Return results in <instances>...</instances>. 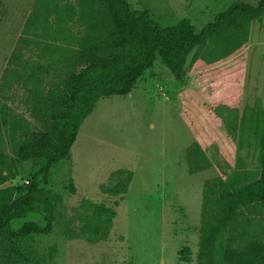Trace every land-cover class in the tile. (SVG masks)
<instances>
[{"label":"rangeland","instance_id":"374dc122","mask_svg":"<svg viewBox=\"0 0 264 264\" xmlns=\"http://www.w3.org/2000/svg\"><path fill=\"white\" fill-rule=\"evenodd\" d=\"M237 1L262 0H129L163 26L189 18L198 32ZM105 17L96 0H0V171L17 174L0 188L15 197L42 164L19 147L52 118L80 38ZM262 130L264 11L217 27L181 78L157 58L129 94L100 98L36 210L12 223L18 233L26 221L44 227L49 208L51 230L0 233V264H206L210 235L211 252L229 253L223 264H248L242 254L264 243V203L225 220L219 201L259 177ZM99 205L110 208L104 229Z\"/></svg>","mask_w":264,"mask_h":264},{"label":"trees","instance_id":"16d2710c","mask_svg":"<svg viewBox=\"0 0 264 264\" xmlns=\"http://www.w3.org/2000/svg\"><path fill=\"white\" fill-rule=\"evenodd\" d=\"M96 1L104 7L106 19L102 21L100 29L95 27V23L91 24L90 33L80 38L81 42L75 49L74 71L66 80V92L52 112V118L19 147V157L25 160L40 159V168L29 179L25 194L15 197L14 187L0 188V233L7 237L51 230L53 212L49 208L45 209L44 227L37 222L26 221L20 227L19 234L13 230L12 223L36 210V192L41 184L49 183L52 169L69 155L83 120L100 98L129 94L157 58L176 77L181 78L189 55L217 27L236 24L239 16L256 18L264 11V0L256 6L237 1L219 13L215 22L198 32L189 18L163 26L152 18L148 9H133L129 0ZM261 133L262 167L259 177L223 195L219 210L225 220L245 206L264 203V130ZM16 176L15 172L4 174L0 171V184ZM125 183H117L113 190L117 192L124 188ZM109 211L110 208L104 205L96 207L97 225L101 227L103 224V229L110 222ZM211 237L207 236L202 242L201 256L206 264L226 263L229 253L211 252ZM241 258L247 260L248 264H264V243L255 242Z\"/></svg>","mask_w":264,"mask_h":264}]
</instances>
